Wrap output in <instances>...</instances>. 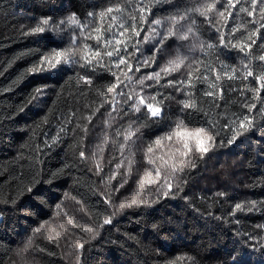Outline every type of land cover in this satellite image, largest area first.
<instances>
[{"label": "trees", "instance_id": "obj_1", "mask_svg": "<svg viewBox=\"0 0 264 264\" xmlns=\"http://www.w3.org/2000/svg\"><path fill=\"white\" fill-rule=\"evenodd\" d=\"M204 2L0 0L2 264H232L231 256L237 249L236 259L241 264H264V248L254 250L244 243L248 235H238L250 234L253 237L250 245L258 246L264 242V228L257 227L264 225V207L258 211H237L235 216L229 215L236 203L244 204L246 209L249 201L264 200V89H260L257 97L258 83L255 78L264 76V61L259 60V56L264 55V28H260L259 33L249 39L259 23H264L259 11L260 4H257L255 16L250 17L239 9L244 7L251 11V0H239L235 8H228L226 0H207L216 3V9L209 13L207 19L192 11L189 20L181 22L194 20L195 36L190 35L188 41L179 42L170 38L164 44L163 55L157 54L155 63L141 66L139 72L135 70L140 53L134 52L133 45L136 40H140L142 43L136 47H140L144 55L150 54L153 45L150 42L143 43V37L154 18L163 19L177 9L183 12L202 7ZM138 3L150 5L151 14L145 13L147 22L142 25L144 30L140 37H135L130 25L134 22V16L136 30L141 28ZM109 7L114 9L110 14L106 12ZM117 7L121 9L120 12L115 11ZM219 11H224L225 15H217ZM88 12L94 15L88 17ZM100 12H105V16L100 17ZM228 12L232 15L229 16ZM72 13H76L82 23L88 24L84 29L86 38L78 36L77 45L82 47L87 44L92 51L99 50L101 56L96 59L102 58V64L94 71L75 65L61 72L28 74L26 70L42 54L49 55L54 48L60 50L68 42L67 32L56 36L54 40V34L47 31L32 34L31 29L41 18L50 16L53 20H59ZM112 16L117 19L112 21ZM121 23L128 29L123 37L119 36L123 30L120 28ZM97 28L99 32L95 31ZM221 33L226 48L219 46ZM96 36L101 38L99 42L94 38ZM109 39H120L128 44L130 55H126V59L132 65L131 72H127L125 65H121L123 71L116 70L122 81L116 91L141 92L143 89L142 94L148 96L159 89L161 95H157L156 99L163 101L165 113L159 122L143 119V108L135 116L130 113L120 119L127 105L120 110V115L116 112L109 115L110 103H104L92 116L90 123L83 118L92 115L93 109L102 102L98 92L111 100L112 94L107 92V87L115 83V78L108 69L111 68L110 60L118 57L114 55L108 58L105 55L106 51L116 47L115 44L105 46L104 42ZM252 40H255V44H252ZM197 42H203L205 50L197 46L195 50L189 51L187 46ZM209 43L213 44V48H207ZM178 44L184 45L180 51L187 59L179 71L166 77L161 73L160 84H166L168 80H182L185 81L183 91L170 86L160 88L152 80H146L144 85L137 83L142 76L158 71L169 59L174 58ZM240 44H251V48L241 53L238 47H232ZM119 47L121 54H124L123 44ZM245 65L253 76L245 77ZM123 72L132 77L131 82L125 79ZM22 73L23 78L18 80ZM189 73L192 77L190 86L187 84ZM217 74L221 77L219 80L216 79ZM84 76L90 79V84L81 79ZM39 86H46V95L29 103L33 90ZM208 92L212 96H208ZM181 101L190 102L194 107L182 110ZM245 102L255 104L250 113L257 118L253 121L255 127L229 146L227 140L231 131L223 126L233 113L248 114V109L242 107ZM120 103L123 104V98H120ZM117 108L120 109L119 104ZM45 115L47 123H40ZM136 117L141 119L137 120ZM130 118L135 121L133 130L137 127L140 130L128 142L134 153L131 175L117 192L115 189L122 182L127 169V160L116 169L122 159L119 146L123 143V135L117 136V131L123 133ZM178 119L184 120L189 127H207L205 121L210 119L220 131V135L215 137L216 146L203 159L195 148L188 157L183 158L185 170L177 173L183 192L175 198H160L150 207L125 208L111 225L94 228V232L99 233L94 238H90L92 233L82 232L83 227L102 223L101 214H110L108 206L103 203L109 193L112 204L117 205L125 198H132L138 181L147 172L151 171L149 179L155 180L154 166L147 163L145 155L149 146H153L152 155L162 157L168 166L180 164L181 157L176 154L177 145L166 140H162L160 146L153 143L166 135ZM77 124L81 127H77ZM85 124L88 128L86 136L81 131ZM236 127L239 130L238 124ZM221 139L225 141V146L220 145ZM129 147L124 149L125 156L129 153ZM80 150L84 151V158L78 156ZM97 162L102 169L99 176L95 174L98 171ZM193 163L195 167H192ZM65 164L69 165L64 169L65 175L52 183L45 182L51 173ZM157 166L161 168L162 181L169 168L161 160H157ZM110 175H114L115 179L109 184ZM33 177L38 183L32 187V191L18 195L21 182L27 184ZM173 183L175 192V181ZM158 187L156 183L145 185L151 191L149 200L157 195ZM65 193L68 194L67 198ZM216 193L224 195L218 196ZM58 203L61 204L62 212L68 213L67 217L57 215L55 205ZM225 216L227 223L223 219ZM69 217L72 219L71 224L68 223ZM237 220L239 223L234 222ZM41 225V232L34 235L33 230ZM48 235L55 242L46 239ZM29 237H33V243L27 247L23 257L17 256V250L25 248ZM85 239L88 243L80 249L78 244Z\"/></svg>", "mask_w": 264, "mask_h": 264}, {"label": "snow or ice", "instance_id": "obj_2", "mask_svg": "<svg viewBox=\"0 0 264 264\" xmlns=\"http://www.w3.org/2000/svg\"><path fill=\"white\" fill-rule=\"evenodd\" d=\"M158 2H164V3H170L171 0H158ZM236 3H239V0H226V4L228 8H235ZM260 4V13H261V19L264 20V0H251V11L248 9L241 7L239 11L241 12H247L248 16H255L257 4ZM137 9L139 11V18L141 21V28L140 30H136V23H135V17L133 16V23L130 25L132 29V33L135 37H140L141 31H143V23H146V15L151 14V7L147 4H137ZM216 9V3L215 2H205L202 4V7H197L195 9H186L185 11L181 12L179 9L173 14H170L163 19L160 18H154L151 21V24L148 27L147 32L145 33L143 37V43H152L153 47L150 49L149 55H144L143 51L140 47H136V45L141 44L142 42L140 40H136L135 44L133 45V49L135 53H140V56L137 58V66H136V72L140 71L141 66H151V64L155 63L157 54L163 55L164 52V44L167 40L170 38H174L176 42L179 41H188L190 35L195 36V33L193 31L195 21L190 20L188 23H181L182 21H188L190 13L192 11L198 12L199 15L205 17L207 19L209 13H212ZM114 11L113 8L109 7L107 8L106 12L108 14L112 13ZM116 12H120L121 9L117 7L115 9ZM105 12H100L99 16L103 17L105 16ZM94 14L92 12H88L87 16L92 17ZM220 17H223L225 15L224 11H219L217 13ZM228 15L231 16L232 13L228 12ZM117 19L116 16H112V21H115ZM252 23H257L256 21H252ZM88 27L87 23H82L81 20L77 17L76 13H72L71 15H68L62 19L59 20H53L52 17H46L41 18L37 25L31 29L32 34H43L46 31L49 34H54L52 38L55 40L56 36L62 35V33L67 32L68 36V42L66 47H62L60 50H55L49 54V55H43L41 58L32 65V67L28 68L26 71L28 74H34V73H44V72H61L70 70L73 66L79 65L80 67H88L89 71H94L95 68L102 64V58L101 60H97V57L101 56V53L99 50L92 51L90 47L87 44H83L82 47L77 45V37L86 38L84 29ZM112 25H109V30H111ZM120 28L123 29L119 32V36L123 37L125 35V32L128 31L127 28L124 27V24H120ZM260 28H264V23H259V27L250 34L249 39L252 38V36L259 33ZM77 29L79 30L77 32ZM95 31L99 32V28L95 29ZM219 31V29H217ZM98 42L100 41V37L96 36L94 37ZM131 39V37H129ZM57 44L60 43V41H56ZM105 46H110L115 44L116 47L113 48V50L106 51L105 55L108 58L113 57L114 55L118 57L116 60H110L111 68L108 69L109 74L115 78V83L112 86L107 87V92L111 93V100L109 101L107 97H104L102 93H97L98 96L101 97L102 102L98 107H95L92 111V115H87L83 117L86 121L89 123L92 120V116L95 115L96 112L99 111L100 107H103L104 103H110L111 109L108 113L111 115V112H116L117 115H120V110L124 108V105H127V110L123 111V115H120V119H124V117L129 116L131 113L133 116H135L137 113H141V109L143 108L145 110L143 119H151L153 123L159 122L161 119L164 118L165 113L164 109L162 107L163 101H158L156 99L157 95H161L159 89H157V92L155 94H151L148 96H145L142 94L143 89L141 92H125L124 89H121L119 92L116 91L117 88H119L120 84L122 83L120 76L117 75L116 70H121V65H125L127 68V72L132 71V65L127 62L126 55H130L128 53V44L120 39H109L108 41L104 42ZM123 44L124 48V54H121L120 52V45ZM252 44H255V40H252ZM199 46V48L203 51L205 50V45L203 42H197L189 44L188 50L192 51L195 50V48ZM220 47H227L225 44L223 33H221L220 36ZM184 47V45L178 44L175 50L174 58H171L167 61V64L163 67H160L158 71H155L154 73L147 74L145 76H142L137 83L140 85H144L146 80H152L154 82V85H159L160 88L170 86L175 87L177 91H183L185 81L182 80H168L166 81V84L161 85V73L164 74V76H168L173 72H177L180 70L181 66L184 65L185 60L187 59V56L182 54L180 51V48ZM233 48H239L241 53L246 52L247 50H250L251 44L245 46L243 44L240 45H232ZM207 48L211 49L213 48V44L209 43L207 44ZM260 61H264V55L259 56ZM191 67V65H189ZM222 67H226L223 66ZM215 71V69H212ZM123 71V70H121ZM234 72L235 69H232ZM127 72H123V75L125 76V79L129 82L132 81V77L127 75ZM224 75H228L227 72L224 73ZM253 76L252 71L247 70V65H245V77H251ZM23 78V73L18 77L19 79ZM221 77L219 74H217L216 79L219 80ZM229 79H232L231 76L228 77ZM257 79L258 88L256 89V96H259L260 89H264V76L255 77ZM82 80H84L86 83L90 84L91 81L87 76L81 77ZM17 80V82H18ZM192 83V77L191 73H189L187 84L190 86ZM154 85H148L147 87H152ZM46 86H39L36 87L33 90L32 95L29 97L28 102L31 103L34 100H39L43 95H46L45 92ZM127 87V85L125 86ZM223 89H221V92ZM241 95H244L243 92L240 93ZM208 96H212L211 92L207 93ZM120 98H123V104L120 103ZM167 98V97H166ZM120 105V109L117 108V105ZM182 104V110L188 109L194 107L193 104L187 101H181ZM216 107H219L218 104L215 105ZM243 108L248 109V114L244 115H237L235 113L232 114L230 118L226 119V123L224 124V128L230 129L231 135L229 136L227 140V145H232L236 142L237 138L241 135H244L249 130L253 129L255 127L253 121L256 119V117L250 115L251 110L255 108V104H249L247 102L242 104ZM23 111V108L20 109ZM207 116L208 113H205ZM137 120H140L141 117H136ZM40 123H47V116L45 115L43 118H41ZM133 121L131 118L128 121V127L125 129L123 133L117 131V136L123 135V143L119 146V152L121 154L122 159L120 162L116 165V169H119L127 160V169L124 178L122 179V182L117 185L115 191H119L121 187L124 186L125 183H127L128 177L131 175L132 165L134 163V153L131 151V147H129L128 142L132 140V137L138 132L140 129L137 127L135 130H133ZM237 124L239 126V130H237ZM205 126H198V127H189L184 120L178 119L175 122L174 127L170 128L169 132L160 137L157 138L153 143L155 146H160L162 140H166L169 142H173L178 147L176 148V154H178L181 157L180 164L177 165L176 163H172L170 166L167 165L166 161H163L162 157H155L153 156V146H149L147 148V151L145 153L147 157V163L150 165H153V170L155 171V180L149 179V177L152 176V172L149 171L145 174L144 177L140 178V180L137 183L136 191L133 193L132 198H125L121 200L117 205H113L111 202L110 193L109 197H106L103 200V203H105L108 206L107 210H110L109 215H102V223L99 225H93L90 227H83L81 229L84 233H92V237L94 238L96 235H98V231L94 232V228H102L104 225H111L113 223L114 218L119 215L125 208H133V207H150L153 203L158 202L160 198H175L177 195H179L181 192H183V188L180 187V181L177 179V173H183L184 172V159L185 157H188L189 153L193 151V148H195V151L200 154L201 159H203L204 155H206L209 151H211L216 146V136L220 135V131L216 129V123H213L212 120H206ZM77 127H81L79 124L76 125ZM39 127V124L37 125ZM211 131H210V130ZM61 132L64 131L63 128L60 129ZM81 131L87 135L88 128L85 124ZM264 138V137H262ZM55 142V141H54ZM47 143V142H46ZM134 144L135 141H132ZM221 146H225V141L221 139L220 141ZM125 147H129V153L127 156L124 155V149ZM78 156L80 158L85 157V153L83 150H80L78 152ZM157 160H161L162 163L169 168V170L165 173L164 179L161 181L160 175H161V168L160 166H157ZM83 162V160H82ZM191 162V161H189ZM69 165L65 164L64 167L56 170L55 172L51 173L49 178L45 181L46 183H52L53 180L58 179L60 176L65 175V168H68ZM192 167H195V164H192ZM97 169L98 171L95 173L97 176L100 175V172L102 169L99 166V163L97 162ZM37 175H39L37 173ZM70 175V173H69ZM115 179L114 175H110L108 179V183H111V180ZM175 181V187L176 191L173 192V187ZM103 182V181H102ZM186 182V181H185ZM38 183V180L33 177L32 180H30L27 184H23L21 182V187L19 188L18 195H23L25 192H31L32 187ZM153 183H156L159 185L157 188V195L152 198V200H149L148 197L151 195L150 188H145V185H151ZM142 193H146L142 195ZM218 196H223L224 193H216ZM68 194L65 193V198H67ZM74 199V198H73ZM184 199H187V197H184ZM79 203V201H77ZM258 205L260 207H258ZM261 207H264V200L261 201H249L247 204V208L245 209V205L242 203H236L234 205V210L229 213L231 216H235L237 211H258ZM55 208L57 210V215H63L68 216L67 212H62L61 210V204L58 203L55 205ZM217 219H220L217 217ZM224 222L227 223V216L224 218ZM235 223H239V221H234ZM68 223H72L71 217L68 218ZM257 227L264 228V225H258ZM43 228V225L41 227H38L33 230V234H37L41 232V229ZM55 231L54 229L52 230ZM238 235H248V240L244 243L250 247H252L254 250H259V248H264V242H261L258 246L257 245H250L249 242L253 239V237L250 234H239ZM56 236L58 237L59 234L56 233ZM50 242L53 241V237L51 235H48L45 237ZM33 243V237H29L27 240V243L25 245L24 249L17 250L16 255L23 257V253L27 251V247L30 246ZM72 243H76V241H73ZM88 243V240L85 239L82 243L78 244V247L80 249L84 248V244ZM70 247V246H69ZM239 250H234L231 260L232 264H241L240 260L236 259V256L238 254ZM2 264V262H0Z\"/></svg>", "mask_w": 264, "mask_h": 264}, {"label": "bare ground", "instance_id": "obj_3", "mask_svg": "<svg viewBox=\"0 0 264 264\" xmlns=\"http://www.w3.org/2000/svg\"><path fill=\"white\" fill-rule=\"evenodd\" d=\"M260 112V111H259ZM263 114V113H262ZM238 115V114H237ZM257 119V118H256ZM230 130V129H229ZM264 130V129H263ZM258 131V130H257ZM250 133V132H249ZM259 133V132H258ZM252 134H253V132H252ZM262 134V133H261ZM260 134V135H261ZM258 136V135H257ZM262 136V135H261ZM251 138V137H250ZM261 140V139H260ZM264 140V139H263ZM259 141V140H258ZM248 142V141H247ZM250 142V141H249ZM263 143H264V141H262ZM249 145V144H248ZM253 145V144H252ZM101 168V167H100ZM94 169V168H93ZM75 170V169H74ZM77 170V169H76ZM78 171V170H77ZM81 172V171H80ZM81 174V173H80Z\"/></svg>", "mask_w": 264, "mask_h": 264}]
</instances>
